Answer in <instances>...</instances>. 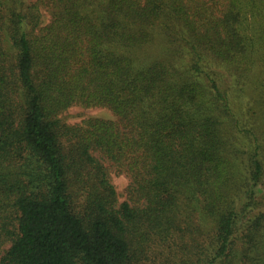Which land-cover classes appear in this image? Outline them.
Masks as SVG:
<instances>
[{
  "label": "trees",
  "instance_id": "trees-1",
  "mask_svg": "<svg viewBox=\"0 0 264 264\" xmlns=\"http://www.w3.org/2000/svg\"><path fill=\"white\" fill-rule=\"evenodd\" d=\"M0 264H264V0H0Z\"/></svg>",
  "mask_w": 264,
  "mask_h": 264
},
{
  "label": "rangeland",
  "instance_id": "rangeland-1",
  "mask_svg": "<svg viewBox=\"0 0 264 264\" xmlns=\"http://www.w3.org/2000/svg\"><path fill=\"white\" fill-rule=\"evenodd\" d=\"M48 16L44 14L43 19L47 21ZM65 121L68 123H79L81 120L88 117H101L105 119H113L112 113L108 109L95 107V108H82L73 106L69 108L65 114ZM111 182L114 184L116 191L120 196V200L125 199L124 190L129 184V178L120 173L117 174L113 171L110 173Z\"/></svg>",
  "mask_w": 264,
  "mask_h": 264
}]
</instances>
